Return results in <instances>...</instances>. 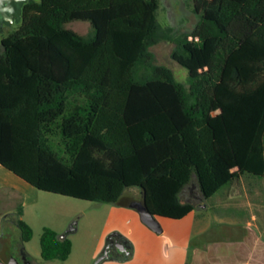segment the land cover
<instances>
[{
    "label": "trees",
    "instance_id": "obj_1",
    "mask_svg": "<svg viewBox=\"0 0 264 264\" xmlns=\"http://www.w3.org/2000/svg\"><path fill=\"white\" fill-rule=\"evenodd\" d=\"M160 6L24 4L1 41L2 167L39 191L90 202L134 208L124 197L136 188L155 218L172 220L194 210L184 199L192 187L205 202L244 176L264 179V0H195L200 20L172 53L189 86L155 63L151 48L172 40ZM74 21L95 36L66 28ZM17 223L31 241L32 228ZM40 246L45 261L72 252L48 227Z\"/></svg>",
    "mask_w": 264,
    "mask_h": 264
},
{
    "label": "crops",
    "instance_id": "obj_2",
    "mask_svg": "<svg viewBox=\"0 0 264 264\" xmlns=\"http://www.w3.org/2000/svg\"><path fill=\"white\" fill-rule=\"evenodd\" d=\"M6 172L8 175L5 178L22 180L8 170ZM244 179L252 180L254 190L251 189L252 195L241 202L242 195H235L233 190ZM262 180L244 176L227 185L229 187L225 194L218 195V192L209 201L199 205L193 203L194 210L180 220L156 217L160 232L144 223L137 209L111 204L105 229L92 258L100 254L102 256L108 247L110 249L117 243L123 249L114 246L109 251L110 257L100 264H264V231L260 230L264 219L262 193L255 186L261 184ZM7 182L1 185L6 187ZM18 187L21 189L20 184ZM217 195L223 198L222 201L217 199ZM21 198L19 196V201L12 203L17 207L11 205L7 210L6 205H2L4 207L0 209V264H7V253L12 256L15 264H19L11 254L12 236L17 234L22 238L17 220L20 218L25 221L27 210L36 203L28 198L22 201ZM197 201L202 202V199ZM20 211L21 216L18 215ZM77 231L78 228L68 236L72 241V252L64 262L66 264L77 256L76 241L73 239ZM4 237L5 244H2ZM25 253L30 260L31 255L27 250Z\"/></svg>",
    "mask_w": 264,
    "mask_h": 264
},
{
    "label": "rangeland",
    "instance_id": "obj_3",
    "mask_svg": "<svg viewBox=\"0 0 264 264\" xmlns=\"http://www.w3.org/2000/svg\"><path fill=\"white\" fill-rule=\"evenodd\" d=\"M28 1L29 0H9L6 2L7 4L0 3V54L3 51L1 46L2 39L19 27L22 8ZM159 1L161 4L159 21L162 28L165 30V33L168 29L170 30L169 34L172 37V40H162L151 48V51L155 55V63L170 67L177 80L184 85L189 86L190 76L188 70L172 59V53L177 47L175 40L182 37L184 34L191 32L200 20V15L195 12V0ZM66 28L74 30L84 37H93L96 34V31L91 26L90 22L86 21L70 22L66 24ZM146 72L147 70L142 68L141 74H145ZM7 173L6 170H3V168L0 167V209L5 205L7 210L10 209L8 206L11 205L17 207L18 205L14 204L19 201V196L22 197V201L28 198L29 200L36 202L33 207H30L27 210V215L24 219L32 228V240L26 242L17 234L12 236L10 250L11 254L16 258L19 264H66L57 260H43L41 257L40 239L45 227L60 232V234H64L75 222L77 223L78 231L73 235V239L76 241L77 256H75L69 264H78L79 262H81V264H96L101 254L93 259L92 253L105 229L111 204L90 202L39 191L26 184L23 180H16V182L5 178V175H8ZM11 177L14 176L12 175ZM6 181H8L6 187H3L1 184ZM18 184H20L21 189H19ZM255 186L257 190H261V206L263 207L262 211L264 213V180H262L259 185L255 184ZM228 187L229 186L220 190L218 195H222L226 192ZM251 189L252 191L254 190L252 180L244 179L240 181V184L236 185L233 193L235 195L240 193L242 195V197H240L242 202L252 195L250 192ZM193 192H196L197 195ZM199 195L197 188H194L192 191L187 190L185 192L184 199L185 201H191L195 205H199L200 203H203V201H197L196 196ZM141 197L140 190L133 188L128 190L124 197V202H140L142 200ZM220 197L221 196H218L217 199L222 201L223 198ZM14 198H17V200L13 201ZM13 202L14 204H12ZM260 230L264 231V219L261 221ZM2 244H5V237ZM26 250L31 255L30 260L25 253ZM6 255H8V253Z\"/></svg>",
    "mask_w": 264,
    "mask_h": 264
},
{
    "label": "water",
    "instance_id": "obj_4",
    "mask_svg": "<svg viewBox=\"0 0 264 264\" xmlns=\"http://www.w3.org/2000/svg\"><path fill=\"white\" fill-rule=\"evenodd\" d=\"M8 1L9 0H0V3L7 4L6 2ZM21 14H22V11H21ZM196 198L199 199L200 197L197 196ZM130 206L134 207L135 209L139 211L144 223H146L150 228L154 229L155 231H160L159 223L157 222L155 216L148 210L145 204L144 195H143V199L140 202L136 201V202L130 203ZM76 230H77V223L75 222L67 229V231L63 235H61V238L69 236L70 234L74 233ZM118 247L120 249H123L122 246L120 245H118ZM109 257H110V254H109V247H108L106 252L102 256H100L96 264H100L103 260L108 259ZM5 262L7 264H15V261L10 254L6 256Z\"/></svg>",
    "mask_w": 264,
    "mask_h": 264
},
{
    "label": "flooded vegetation",
    "instance_id": "obj_5",
    "mask_svg": "<svg viewBox=\"0 0 264 264\" xmlns=\"http://www.w3.org/2000/svg\"><path fill=\"white\" fill-rule=\"evenodd\" d=\"M114 246H117L118 247V244H114ZM114 246L110 247L109 251L111 252V249H114Z\"/></svg>",
    "mask_w": 264,
    "mask_h": 264
}]
</instances>
